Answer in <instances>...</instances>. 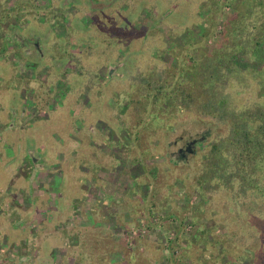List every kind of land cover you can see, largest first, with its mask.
<instances>
[{
    "label": "rangeland",
    "instance_id": "rangeland-1",
    "mask_svg": "<svg viewBox=\"0 0 264 264\" xmlns=\"http://www.w3.org/2000/svg\"><path fill=\"white\" fill-rule=\"evenodd\" d=\"M185 2L0 0V264H80L76 253L86 248L73 242L76 234L99 247H90L89 264H176L164 258L177 252L168 247L169 213L183 219L173 224L181 240L192 238L197 264L219 255L226 226L210 210L214 197L194 184L197 154L219 127L183 110L159 113L164 125L153 118L158 108L124 83L154 61L170 70L186 63L180 48L187 50L207 22L206 10L188 12ZM170 22L183 26L182 34ZM219 27L208 43L217 41ZM71 54L98 74L90 98L78 92L83 78L65 79ZM143 165L159 171L161 194L147 186L152 178ZM146 218L152 243L130 262L128 246H135L122 238L130 243ZM193 222L202 230L195 240Z\"/></svg>",
    "mask_w": 264,
    "mask_h": 264
},
{
    "label": "trees",
    "instance_id": "trees-1",
    "mask_svg": "<svg viewBox=\"0 0 264 264\" xmlns=\"http://www.w3.org/2000/svg\"><path fill=\"white\" fill-rule=\"evenodd\" d=\"M179 2L182 4L183 0ZM226 4L231 10H225ZM152 5L156 8L155 2ZM240 5L250 7L249 13L241 12ZM184 7L188 12L192 9L196 12L206 10L207 22L199 37L191 36L187 50L180 48L179 56L186 63L179 61L170 70L165 63L154 61L144 69L137 68L134 73L128 74L124 83L128 88L135 87L145 104L158 108L153 118H161L164 125L169 121L158 116L159 113L171 115L183 110L219 127L197 154L199 161L194 182L201 194L214 197L210 210L218 211L216 217L227 230L228 240L222 237L218 241L219 255L211 257L207 263L222 261V264H232L238 261L242 264H264V250H261L264 246V0H186ZM55 9L56 16L62 13ZM217 25L220 26L218 39L208 43ZM169 26L176 34H182L184 30L178 23L170 22ZM71 59L72 70L65 79L70 80L74 75L83 78L78 92L90 98L100 86L96 80L98 74L83 66L74 54H71ZM237 59L245 65H240ZM142 172L152 178L147 186L151 185L158 195L161 194L162 187L157 185L159 171L143 165ZM133 177L136 179L140 175ZM156 193L151 192L149 196V200L153 198L152 205H157ZM147 208L150 211L154 206ZM137 213L134 211L131 215L135 217ZM176 216L169 213L163 217L170 224L167 232L174 231L167 238L168 247L177 249L175 254L173 252L172 256L164 258L170 261L176 259V264H197V260L192 259V253L189 254L192 238L181 240L177 225L173 224L179 217ZM144 220V234H135L130 243L122 238L127 244L135 246L134 250L128 246L130 262L142 256L139 248L148 250L152 243L146 239L148 228L152 225L151 218ZM177 223L182 225L183 219H178ZM193 224L191 233L195 240L202 230L201 225ZM73 237L74 243L79 241L78 245L86 248L85 254L78 250L76 260L83 264L80 259L83 257L84 263L93 262L92 249L98 250L99 247L77 234ZM97 241L104 243L103 240ZM257 244H261L259 249H256ZM187 259H191L192 263H187ZM108 260L99 263L107 264Z\"/></svg>",
    "mask_w": 264,
    "mask_h": 264
},
{
    "label": "built area",
    "instance_id": "built-area-1",
    "mask_svg": "<svg viewBox=\"0 0 264 264\" xmlns=\"http://www.w3.org/2000/svg\"><path fill=\"white\" fill-rule=\"evenodd\" d=\"M138 232L143 234L145 232V226L144 227H140L139 229H137V231L134 230V229L131 230V234H134V235L137 234Z\"/></svg>",
    "mask_w": 264,
    "mask_h": 264
}]
</instances>
